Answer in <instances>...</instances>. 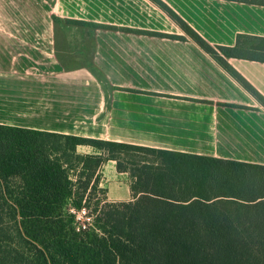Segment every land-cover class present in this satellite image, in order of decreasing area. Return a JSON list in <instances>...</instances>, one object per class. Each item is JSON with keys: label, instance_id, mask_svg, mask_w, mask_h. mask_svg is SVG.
<instances>
[{"label": "crops", "instance_id": "crops-1", "mask_svg": "<svg viewBox=\"0 0 264 264\" xmlns=\"http://www.w3.org/2000/svg\"><path fill=\"white\" fill-rule=\"evenodd\" d=\"M159 1L214 48L264 40V6ZM66 20L113 28L74 43ZM225 62L264 97V62ZM0 125L264 166V106L152 0H0Z\"/></svg>", "mask_w": 264, "mask_h": 264}, {"label": "trees", "instance_id": "trees-1", "mask_svg": "<svg viewBox=\"0 0 264 264\" xmlns=\"http://www.w3.org/2000/svg\"><path fill=\"white\" fill-rule=\"evenodd\" d=\"M152 1L264 106V97L225 62H264V40L239 36L236 47L214 48L161 1ZM229 1L264 6V0ZM64 24L113 28L72 20ZM79 146L99 154H78ZM138 154L143 156L141 165L131 170L137 174L130 185L134 201L107 204L111 210L103 211L111 231L84 237L72 225L68 229L66 204L77 211L87 204L88 191L99 188L104 163L116 161L120 172L131 174L122 165L123 157L134 162ZM73 170L78 172L75 179ZM0 197V235L6 230V211L27 240L32 257L24 260L29 264H264L262 165L0 125ZM67 219L73 223L75 217ZM42 222L50 231L39 240L36 229ZM3 254L7 251L0 244V264Z\"/></svg>", "mask_w": 264, "mask_h": 264}, {"label": "rangeland", "instance_id": "rangeland-1", "mask_svg": "<svg viewBox=\"0 0 264 264\" xmlns=\"http://www.w3.org/2000/svg\"><path fill=\"white\" fill-rule=\"evenodd\" d=\"M64 27L71 28L72 31H75L74 35L72 36V39L74 40V43H77L81 37H79V34L81 33V30L85 33V35L90 33L89 31L90 28L84 27V26H75V25H63ZM84 28V29H83ZM81 29V30H80ZM92 32V31H91ZM92 33H90L87 38L91 36ZM86 38V37H85ZM90 39V38H89ZM90 41V40H89ZM75 47V45H74ZM138 154L136 157V160L134 162H130V158L125 159L123 157L122 160V165L129 169L130 171L133 170L135 167L141 165V158L143 156H139ZM150 160V159H149ZM109 161H106L104 164L106 167L103 169V174L100 173V185L98 190H89L87 194V204L82 207V209L77 212L73 208L70 203L66 204L65 209H64V218H65V223L67 228L69 229L70 225L74 228V231L82 236L85 237V234L87 233L88 235H99V236H105V233H109L111 231L110 228H108V220L104 216L102 218L103 211L108 212L111 210V208L106 207L107 204H120V203H129L131 201H119V202H113L108 200L107 197V190L109 189H121L123 188L124 185L120 184L122 181H124L123 184L128 183L129 185L135 183V178L134 175L136 176L137 174L132 172L131 174L129 173L126 180H117L116 175L111 171V169L108 168ZM108 164V165H107ZM104 165V166H105ZM111 165V164H110ZM101 169V168H100ZM71 176L73 179H75L76 175L78 172L76 170H73L70 172ZM133 177V178H132ZM13 186H16L15 189H18V183L12 182L11 183ZM103 190L106 191V194L103 193ZM2 204V200L0 197V205ZM117 206V205H115ZM115 211H117V207H114ZM82 210H85L86 213H83ZM67 215H73L75 219L73 220V223L70 222L69 219H67ZM9 214L3 212V223L5 225V232L4 234L0 235V244L1 248L7 251V256L6 254H3V262L2 264H29V261L24 258H28V260L31 259V255L28 254V250L30 249L29 245L26 243V239L23 237L19 236V233L16 230V225L15 223L9 219ZM72 223V224H71ZM56 222H54V225ZM85 228V229H84ZM37 231V236L39 240L44 239L45 237L49 236L47 233H49V229L46 227L45 223H40L38 228L36 229Z\"/></svg>", "mask_w": 264, "mask_h": 264}, {"label": "built area", "instance_id": "built-area-1", "mask_svg": "<svg viewBox=\"0 0 264 264\" xmlns=\"http://www.w3.org/2000/svg\"><path fill=\"white\" fill-rule=\"evenodd\" d=\"M83 211V213H86V211L85 210H82ZM77 212H79V211H77ZM85 229V228H84Z\"/></svg>", "mask_w": 264, "mask_h": 264}]
</instances>
